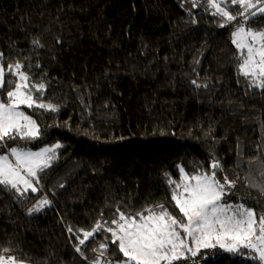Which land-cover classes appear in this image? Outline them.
<instances>
[{
  "label": "trees",
  "instance_id": "1",
  "mask_svg": "<svg viewBox=\"0 0 264 264\" xmlns=\"http://www.w3.org/2000/svg\"><path fill=\"white\" fill-rule=\"evenodd\" d=\"M206 7L207 0H0L5 69L24 63L32 83L47 85L43 102L59 106L27 108L40 137L7 146L61 145L39 172L38 192L24 198L0 185V255L89 264L111 234L79 245L77 229L90 230L101 214L110 222L117 208L135 215L156 204L179 219L168 179L180 182L179 167L208 172L213 159L221 179L236 180L225 201L253 209L257 219L264 214V193L250 187H264V89L249 88L239 74L232 33L241 18L219 27L221 18ZM227 10L237 15L241 6ZM246 27L264 29V15ZM36 38L42 47H33ZM5 78L6 97L13 77ZM44 196L50 206L29 214ZM107 256L124 259L111 243ZM214 256L199 264H260Z\"/></svg>",
  "mask_w": 264,
  "mask_h": 264
},
{
  "label": "snow or ice",
  "instance_id": "2",
  "mask_svg": "<svg viewBox=\"0 0 264 264\" xmlns=\"http://www.w3.org/2000/svg\"><path fill=\"white\" fill-rule=\"evenodd\" d=\"M191 3L196 6L199 0H191ZM231 5H240L241 11L232 15L227 10ZM209 9L213 16L221 18L219 27L231 24L238 16L241 18L242 23L232 33V42L240 50L239 74L252 87L264 89V29L246 28L251 19L264 15V0H256V3L252 0H207L205 11ZM32 45L34 48L43 46L38 38L32 40ZM4 60V54L0 52V89L5 87L6 75L13 79L7 81L11 86L6 92L7 102L0 100V147L7 150V154L0 155V185L27 198L29 191L40 190L38 173L50 166L55 150L61 145L57 143L33 152L18 146L8 148L7 141H32L40 137L37 121L21 110L22 105L48 112H58L59 106L43 102L41 94L47 85L32 83L24 71V63L17 60L5 69ZM191 83L200 86L196 81ZM217 170L223 171L219 161L213 159L208 172L201 170L189 174L179 167L180 182L168 179L170 199L181 214L179 219L163 204H156L135 215H126L117 208L116 218L110 222H101V214V219L90 230L77 229L83 235L79 245L99 233L111 234L110 237L105 235L104 242L92 249L96 255L89 264H174L196 257L201 249L217 247L229 253L241 248L252 250L256 254L253 258L264 264V214L257 219L253 209L226 202L224 198L234 194L236 180H230L227 175L218 179ZM250 187L264 193V187L260 185L250 184ZM50 203L44 196L28 210L29 214L41 211ZM67 231L73 232L72 227L68 226ZM109 243L116 245L124 259L108 258ZM76 251L84 256L79 246ZM0 264H17V261L15 257L0 255Z\"/></svg>",
  "mask_w": 264,
  "mask_h": 264
},
{
  "label": "rangeland",
  "instance_id": "3",
  "mask_svg": "<svg viewBox=\"0 0 264 264\" xmlns=\"http://www.w3.org/2000/svg\"><path fill=\"white\" fill-rule=\"evenodd\" d=\"M247 28V27H246ZM6 80V78H5ZM246 83L248 84V87L249 88H259V87H252L250 85V82L246 79L245 80ZM11 90V88L9 89ZM8 90V91H9ZM0 92H2V89H0ZM0 100L4 101L5 103L7 102V99L5 96L3 95H0ZM26 109L27 107L26 106H21V110L24 111L27 115H29L27 112H26ZM30 116V115H29ZM33 118V117H32ZM34 119V118H33ZM45 147H51V146H45ZM43 147V148H45ZM8 148H11V147H8ZM41 148V149H43ZM41 149H37V150H33V149H27V150H30V151H33V152H36V151H39ZM2 154H7V150H5L3 153H1L0 155ZM10 159H14L12 157H10ZM39 175V173H38ZM217 178L218 179H221L217 173ZM222 180V179H221ZM35 183V181H34ZM30 192V191H29ZM38 192V191H37ZM228 203H231V202H228ZM235 204V203H233ZM247 208V207H246ZM222 252V253H221ZM207 254H213L215 255L214 257H218L219 255L221 254H231L233 256H242V257H245V258H253L254 255H256L255 253L252 252V250H249V249H245V248H241L238 252H235V253H229V252H226L224 251L223 249L217 247L215 249H201L200 253H198V255L196 257H189V259H187L186 261L185 260H182V261H179V262H174V264H199L200 262H202L206 257H207ZM17 261V260H16ZM20 262L22 261H17V264H20ZM22 264H29V263H25V262H22Z\"/></svg>",
  "mask_w": 264,
  "mask_h": 264
}]
</instances>
